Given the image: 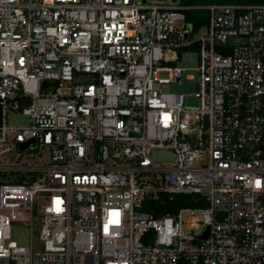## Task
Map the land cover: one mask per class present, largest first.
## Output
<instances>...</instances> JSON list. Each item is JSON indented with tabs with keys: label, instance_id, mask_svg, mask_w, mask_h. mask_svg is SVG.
Here are the masks:
<instances>
[{
	"label": "built area",
	"instance_id": "2783aa9c",
	"mask_svg": "<svg viewBox=\"0 0 264 264\" xmlns=\"http://www.w3.org/2000/svg\"><path fill=\"white\" fill-rule=\"evenodd\" d=\"M199 7L0 0V264H264V4ZM160 191L196 206L141 209Z\"/></svg>",
	"mask_w": 264,
	"mask_h": 264
},
{
	"label": "rangeland",
	"instance_id": "374dc122",
	"mask_svg": "<svg viewBox=\"0 0 264 264\" xmlns=\"http://www.w3.org/2000/svg\"><path fill=\"white\" fill-rule=\"evenodd\" d=\"M178 64L185 68L183 72L181 82H173L169 84V88L172 91L176 92H186L192 93L195 90V81L199 78V72L197 70L198 67V55L196 51H186L182 54L181 59L179 60ZM190 74L194 76V80H188L186 76ZM197 99L195 98H188V103L190 104H197ZM7 124L10 126H24L30 123V118L28 115L23 114L19 110H9L6 116ZM9 154H6V157ZM14 157L5 158V162H11ZM151 159L154 164L156 165H171L174 162V156L169 153L166 149L157 148L154 149L151 153ZM30 160L32 162L40 163L37 161V158L31 157ZM18 162H21L18 161ZM29 231L24 228L14 227L12 229V236L13 239L16 240L20 244L28 245L29 244Z\"/></svg>",
	"mask_w": 264,
	"mask_h": 264
},
{
	"label": "trees",
	"instance_id": "16d2710c",
	"mask_svg": "<svg viewBox=\"0 0 264 264\" xmlns=\"http://www.w3.org/2000/svg\"><path fill=\"white\" fill-rule=\"evenodd\" d=\"M181 5L187 6L184 10L186 18L193 24L194 30L199 31L207 25L209 10L204 7L215 3L227 4H264V0H180ZM193 196L172 194L160 191L156 199L145 198L141 209L154 214L155 216L174 214L184 206H196L193 203Z\"/></svg>",
	"mask_w": 264,
	"mask_h": 264
},
{
	"label": "water",
	"instance_id": "95a60500",
	"mask_svg": "<svg viewBox=\"0 0 264 264\" xmlns=\"http://www.w3.org/2000/svg\"><path fill=\"white\" fill-rule=\"evenodd\" d=\"M47 85H48L47 82H43V86H44V87L47 86ZM55 85H58V81H55ZM205 235H207V234H205Z\"/></svg>",
	"mask_w": 264,
	"mask_h": 264
}]
</instances>
